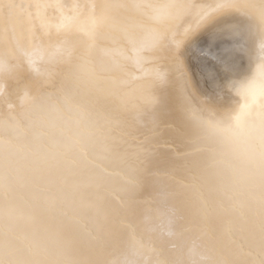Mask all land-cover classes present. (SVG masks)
Listing matches in <instances>:
<instances>
[{
  "label": "bare ground",
  "instance_id": "bare-ground-1",
  "mask_svg": "<svg viewBox=\"0 0 264 264\" xmlns=\"http://www.w3.org/2000/svg\"><path fill=\"white\" fill-rule=\"evenodd\" d=\"M236 17L176 36L179 62L140 70L126 51L117 79L150 84L152 69L166 73L143 99L113 108L36 77L34 98L0 109V264H264V141L248 137L255 109L214 99L229 82L219 75L245 67L241 34L218 36ZM194 25L192 17L185 27ZM232 40L236 52L224 56ZM84 243L90 249L78 252Z\"/></svg>",
  "mask_w": 264,
  "mask_h": 264
},
{
  "label": "snow or ice",
  "instance_id": "snow-or-ice-1",
  "mask_svg": "<svg viewBox=\"0 0 264 264\" xmlns=\"http://www.w3.org/2000/svg\"><path fill=\"white\" fill-rule=\"evenodd\" d=\"M239 2L0 0V109L4 105L14 108V98L20 102L34 98L43 87L36 77H43L52 87L58 81L72 92L113 108L117 100L127 105L143 99L147 89L165 82L166 73L152 69L150 84H136L139 78L117 79L115 73L124 67L123 54L130 51L140 70L169 58L179 62L182 41L174 38L187 40L220 15H237L234 26L249 36L248 66L243 71L264 65V0H245L243 10ZM192 17L194 27L186 28ZM258 160L264 208V153Z\"/></svg>",
  "mask_w": 264,
  "mask_h": 264
},
{
  "label": "rangeland",
  "instance_id": "rangeland-1",
  "mask_svg": "<svg viewBox=\"0 0 264 264\" xmlns=\"http://www.w3.org/2000/svg\"><path fill=\"white\" fill-rule=\"evenodd\" d=\"M237 19H239V17L237 16L236 18H235V20H234V22L232 21V19L229 21V22H227V29H226V31H224V32H221V33H218L219 35V37H221L220 39H230V38H232L233 36V34L234 33H237V32H239L241 35L239 36V40H241L242 39V44H241V46H240V49L238 50V48H237V52H236V43H234L235 41L234 40H232V42L231 43H229V45H226V46H228V48H226V49H222L223 51H224V56H230V54H234L235 52L236 53H238V56H239V61L240 62H242L241 64H243V65H245V67H244V69H246L247 68V66H248V55H249V52H248V49L246 48V46L245 45H247V43H248V41L247 40H249V36L242 30V29H240V28H238V27H236V26H234V23H235V21L237 20ZM230 22H232V23H230ZM247 39V40H246ZM247 42V43H246ZM257 44H258V41H257ZM234 45V46H233ZM243 48V49H242ZM227 50V51H226ZM228 50H230L229 51V53H227L228 52ZM253 55H255V52L253 53ZM236 56V55H235ZM210 56H207V57H205V58H207L206 60H208V59H210L209 58ZM224 65H222V66H224V67H222V70H226L227 71V69H230L229 67H225V63H223ZM242 65V66H243ZM252 68H254V66L252 67ZM251 68V69H252ZM257 69H258V67L257 66H255V71L252 69V70H250V71H248V72H242L241 74H237L236 76H233V77H228L229 75H226V74H220L219 75V79H220V82L221 83H223V84H225L226 83V80L227 81H229L228 83H226L224 86H222L219 90H217L216 91V93H215V97H214V99L216 100V101H222V100H228V99H230L233 103H235L236 105H239V106H241L240 108L241 109H246V108H254L255 109V116H256V118L257 119H259V120H255V119H253V123L254 124H252L251 125V127H254V130L252 131V129L253 128H249L248 129V131H252V133H251V135L250 134H248L249 132L247 131L246 132V129H240V128H242L241 126H240V130H242V132H246L248 135H250V136H248L249 138H251L252 140L254 139V141H264V80H262V79H264V77L263 78H261V74H263V76H264V68H262V69H260V70H262V71H260L259 69H258V72H257ZM222 70H220L219 69V73L220 72H222ZM261 73H260V72ZM256 72V73H255ZM258 73H260V74H258ZM201 74V73H200ZM256 74H258L257 76H255ZM202 78L203 77H206V72L205 73H203L202 72ZM252 75H254V76H252ZM261 75V76H260ZM258 76H260V78H261V80L260 79H257L258 78ZM255 78V79H254ZM257 79V80H256ZM253 82V83H252ZM259 82V83H258ZM248 85H247V84ZM251 85H253L252 87H250ZM255 85V86H254ZM257 85V86H256ZM248 88H249V90H248ZM258 88H259V90H258ZM263 89V90H262ZM252 90V91H251ZM251 93H253L252 94V96H251V98H249L250 96H249V94L251 95ZM254 95H255V97H254ZM258 95V96H257ZM246 96H247V98H248V100H247V98H246ZM249 96V97H248ZM226 98H228V99H226ZM242 99V100H241ZM247 101H246V100ZM255 99V100H254ZM260 99V100H259ZM244 100V101H243ZM252 100H254V101H252ZM251 102L252 101V104L251 103H249V102ZM257 101V102H256ZM249 104H248V103ZM256 102V103H255ZM255 105H254V104ZM241 104V105H240ZM247 104V105H246ZM260 104H261V106H260ZM260 107V108H259ZM238 112V111H237ZM258 116H260L259 118H258ZM255 121V122H254ZM261 121V122H260ZM260 122V123H259ZM257 123V124H256ZM261 127V129H259ZM256 128V129H255ZM251 129V130H250ZM263 129V130H262ZM258 131V132H256V131ZM261 130H262V132H261ZM207 135L208 134H210V131H208L207 133H206ZM246 134V135H247ZM255 134V135H254ZM252 135H254V136H252ZM258 135H260V136H258ZM253 137V138H252ZM257 140H256V139ZM260 138V139H259ZM248 139V138H247ZM23 141H25V140H23ZM23 141H20V142H18L17 144H23L24 142ZM23 142V143H22ZM207 143H208V140L207 139H205L203 142H202V144L201 145H203V146H206L207 145ZM207 218H209V217H204V219H202L203 221H201L200 223L203 225H201L200 224V227H205V228H209L210 226V224H211V221H210V219H209V221L207 220ZM207 221V222H206ZM82 246V247H81ZM81 246H79L80 248H78V252H80V253H82V252H86L87 250H89L90 248H88V245H87V247H86V243H84V244H82ZM92 247H93V245H92ZM91 247V248H92ZM96 248V249H95ZM97 248L98 247H96L95 245H94V248H92V250H94L93 251V253L94 252H96V253H94L95 254V256H94V254H93V257H97L96 255L99 253V249L100 248H98V250H97ZM87 249V250H86ZM81 250V251H80ZM92 250H91V252H92ZM97 250V251H96ZM96 261H90V264L92 263H94V264H106L107 262V264H110L111 263V261L110 260H106V262H96ZM77 263V262H76ZM75 263V264H76ZM83 264V263H82ZM89 264V263H88Z\"/></svg>",
  "mask_w": 264,
  "mask_h": 264
}]
</instances>
